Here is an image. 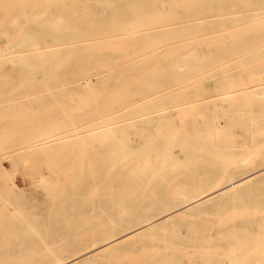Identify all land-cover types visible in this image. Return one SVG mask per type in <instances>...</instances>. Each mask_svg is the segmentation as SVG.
Returning a JSON list of instances; mask_svg holds the SVG:
<instances>
[{
	"label": "bare ground",
	"instance_id": "bare-ground-1",
	"mask_svg": "<svg viewBox=\"0 0 264 264\" xmlns=\"http://www.w3.org/2000/svg\"><path fill=\"white\" fill-rule=\"evenodd\" d=\"M98 1L100 0H95V3L93 4H97ZM166 1L179 3L183 2L184 0ZM123 2L125 1L123 0ZM89 3L90 0H0V64L3 63V65L1 64V66H4L5 63H13L18 64L19 66H25L24 69L19 71L17 70L16 74L20 72L19 74H17L20 77H18L19 80L21 79V77L22 79L23 77H25V83L28 81V87L26 88L25 92L26 95L20 94L19 90H17L18 93H10V91L6 90L5 88L7 87V82H3L5 80V74L0 75V101L4 102V104H6L5 102L10 103L9 105H7L8 103L3 106L2 104L0 105L2 106L0 107V151L4 152V158L0 159V264H15L10 260H24L28 258L39 259L35 263L28 261L19 264H49L48 262H43V260L46 259V256L48 255H51L52 260H55V262L51 264H84L90 261L94 263L93 259L99 258L100 261L101 256L111 254L112 252L121 249L128 252L136 251L141 254H147L150 251L153 253V255H158L159 257L160 255H164L166 257L183 256L179 254L188 247L190 249H194L195 242L192 244L189 243L188 245L178 244L172 246L171 248H168L167 246L159 248V246H156L155 244L151 247L145 245L131 247V245L136 240L142 239L150 233H157V235H162L161 233L164 234V232H166V230L172 224L182 218H187L191 215L194 216L198 211L210 209L217 210L215 209L217 206H221L220 208H222V206L227 205L238 206L245 204L238 199L241 193L247 188H253L257 186L262 180H264V143H260V150L254 156L255 160L251 162L256 167H254L253 169L248 167V170H250L251 173H249L250 171H246L248 174L244 175L242 171L246 161H242L239 158L233 160L232 158L236 156L243 157L245 156V154H240L239 152L232 151L227 152L226 150H224L225 147L222 145L223 142H215V140H213L212 138L208 142L207 135L210 134L209 129L207 127L201 128L199 125L195 126L197 124L196 122H194L189 127L188 131L190 133L184 130L187 134L182 135L177 143L185 144L186 146L190 147V149L192 148L194 150H196L195 148L199 146L201 147V157H203L204 155L207 156L208 153L212 152L213 156H215V158H218V160L215 158L212 161H210V159L205 161L199 160L197 158V152H195L191 158V168L187 167L185 169L177 167L173 169L176 161L170 158L169 154L166 153V151L169 150V148L176 147V142H171L170 139L161 136L155 138L156 141H152V137H150V135H148L146 132V127L149 126L150 128H152V122L154 118L153 116H151V114H153L154 111L150 112L146 109V107L143 108L136 106L137 108H135L134 106L129 105L132 103H130V101L136 100L139 97L141 99L147 98L153 92H156V96H154L155 94H153L154 97H149V99H151L150 102L152 101L154 102V104H156V101H158L159 103V101L169 98L170 93L172 94L177 91H181V95L183 97L185 95H183V92L186 91L189 87H187V85L185 87L181 85V87L174 89V86L171 87V90L167 89V92H162V94H159L164 84L166 86V84L172 81L171 79L177 78V73L175 72L176 68L175 70H169L165 73L152 74L148 71L153 70L152 68H154L155 66L153 65L150 66V70L146 69L147 71L141 73V71L144 70V67L149 65L148 63L152 61L158 62L167 60L166 56L164 57L165 54L167 55L165 49H163L165 51V54L162 53L161 50L160 52L162 55L158 52L159 56L155 55V57H153L151 54L152 51L150 50V54L152 57H149V55L147 58L145 56H142L141 59L137 58L138 64H141V62H146L148 64L147 65L145 63V66H143L142 68L139 67L138 69V66L135 67V65H137V62L134 59H129L128 62H130V60L134 61H131L132 63H123L125 65H121L122 62H125L129 57H131L130 52H132V55L134 54V48L132 49V51H129L127 49L123 51L120 50L124 49V45L120 46L119 50H115L116 52L111 49L112 52H106V54H102L101 56L99 55L101 54L102 48L100 50H98V48L95 49L96 52H94L93 50L94 53H91V51H89L90 47L88 45L92 43L90 42V40L92 39L88 38V36H91V34L92 36L96 34L99 35L100 33H102V30H106L107 33V28L109 30L110 27L106 28L107 25L103 26V24L100 23L106 20L105 18H102L103 16L100 17L92 15V13L89 14ZM126 4L124 6L125 8L123 12H120L117 8L111 11V13H115H112V15H115L118 23L119 20L120 22H125L126 20L129 24H131L141 17L147 16V18L151 17L157 19L158 17L162 16V14L159 13L160 6L158 0H129L128 2H126ZM107 5L109 4L107 3ZM107 5L106 8L109 7ZM110 6L112 5L110 4ZM188 6L189 7H187L185 11H183L184 14L182 13L183 17L179 18V20L187 22L183 27V30L191 32V35L192 31H199L208 27H210V29H216L217 31V29H225L232 26V28H234V30L236 31V35H241L240 38L234 39V46H256L264 42V22L261 21L262 18H264V0H196L194 4H190ZM139 8L143 9L144 12H142ZM145 11H148V13ZM231 12H233V14ZM112 15L111 17H113ZM179 20L174 19V21L177 23H179ZM192 20L196 21L193 22ZM127 22H125L126 24L124 23V26H126V28H128ZM175 22L173 24H175ZM110 24L111 26L113 25L112 28L113 31H116L115 34L120 33L119 29L122 27L120 26L121 23L119 25L120 27L116 25L115 20ZM150 24V22L144 24V32L137 35L136 41L146 42L154 40V43L156 41H159L160 43H165L164 40L169 41L172 34V29L170 28V26L166 24L168 26L166 29L167 37L163 39V36L159 32V30L151 32L146 31L156 27L151 26ZM114 25L116 26V28H118V31L117 29L114 30ZM98 29L101 30L96 32V34L95 32H90L88 34V30L96 31ZM113 33L114 32H112V34ZM206 33H209V31ZM104 34L105 33H103V36ZM225 34L228 35V33ZM199 35H201V33ZM211 35L209 36L210 38ZM92 36L91 38H93ZM106 36H108V34ZM221 36L222 35L220 34V36L216 37L220 44L222 43V40H224ZM109 38H112V36ZM219 38L222 40L219 41ZM101 39L93 40V42L97 40L100 41ZM107 39H105L106 42ZM101 41L102 42H99V44H104L103 39ZM187 43H184V45ZM142 45L143 43L140 45V48L142 49L141 52L149 50L148 48L145 50L144 45V48L142 47ZM170 46H172V44ZM260 46H262V44ZM165 47L166 46H164V48ZM225 47L227 46L225 45ZM175 48H177V51L181 50V48H178L177 45L173 49H170V52L175 51ZM107 49L108 48L106 47L105 50ZM137 49H135V51ZM216 49H218V47ZM97 51H100L98 56L96 54ZM261 51L264 50L262 49ZM170 52L169 54L171 55ZM191 52V54L196 53V51L194 50H191ZM189 54L190 52L188 51V55ZM258 55H264V52ZM182 58L187 59L189 58V56H182ZM174 60H176V58ZM196 60H198V58H196L195 61ZM211 61L216 60L211 58ZM239 61L237 60L236 62L239 63ZM233 62L231 64L235 63ZM252 62L254 61H250L248 63L253 64ZM68 63H71V65L74 66L71 70L67 68ZM115 64L118 66H116ZM160 64H162L163 66V62H160L159 65ZM231 64L230 66H232ZM246 64L247 63L245 62V66ZM71 65L69 67H71ZM259 65L261 67V64ZM255 67L254 69H251L253 70L252 72H254ZM155 68L157 67L155 66ZM138 71L140 73H138ZM90 72H92V74L94 73L97 76V79L95 78L96 84L101 83V87L102 84H110V89H103L104 91L102 90V92L99 94L100 91L96 89V87L94 88V86L96 85L92 82L93 80L91 81L89 79L91 74ZM262 72H264V69L258 72V75L261 76L262 74H264ZM206 75H203L204 79L205 77L208 78ZM251 76H253V73ZM71 78H79V82H81L77 84V86L72 85V87H69V85H71L72 83L68 85L66 82ZM182 78L179 75V79L181 80ZM223 78H225L224 75ZM182 80L185 79L183 78ZM182 80L179 82H182ZM1 83H4L5 86L4 84L1 85ZM68 83H70V81H68ZM186 83L189 84L190 82ZM232 83L234 84V82ZM17 84L19 83H16V85ZM65 84L68 85L69 88H65ZM132 84H137L138 87L134 88ZM172 85H174V83H172ZM2 86L4 87L2 88ZM18 86L21 85H17L16 89H18ZM131 86L133 88H131ZM228 87L225 88H231ZM238 87L242 88L241 85ZM34 88H40V91L37 90L39 93H31V89ZM57 88L60 89L58 90ZM80 88L86 90L88 89V92L89 90L94 88L90 93L95 92L96 95L97 93L99 94L96 104L90 106L80 105L78 107L67 106V101L70 100V97L75 94L73 92ZM159 88L161 89L160 91H158ZM167 88L170 87L167 86ZM13 89H15V87ZM95 89L96 91H98L96 92ZM163 89L166 90V88L164 87ZM190 89L193 90L195 89V87ZM226 89L220 87V90ZM47 90L51 91L48 92ZM203 90L204 88L202 89V91ZM45 91H47V93ZM207 91L208 90H206V92ZM228 91L224 93L220 91L219 93H217V95H220L221 93V96H216L218 99L214 101H230L231 97L226 96L230 93ZM216 92L218 91L216 90ZM238 92L239 91H237V93ZM35 93L36 95H34ZM215 93L213 92L214 95H216ZM81 94L83 95V90ZM254 94L260 95L263 98L264 86L258 87L253 91V94L250 95L253 96ZM30 95H32L33 97H30ZM240 95L242 96V94ZM25 96H28V99ZM246 97L247 96H245L243 99H245ZM258 97L255 96V98ZM22 98H24L25 100ZM81 98L82 96L79 97V100ZM120 98L121 100L125 101V103L123 101L122 103L121 100L120 103L118 102V100L117 102L121 105H117L116 107L114 103L117 99ZM255 98L251 99L254 100ZM262 98L256 100L261 101ZM172 99L174 101L176 100V98ZM90 100H93L92 95ZM244 101L245 100H243V102ZM140 102L135 103L141 104V106H143L142 104H144V102H149V100L144 101L143 103ZM169 102L166 101V103H168L166 104L167 107L169 105ZM191 102H193V100ZM126 103L129 104L127 105ZM123 104L125 105L123 106ZM132 104L134 105V103ZM186 105L188 104L186 103ZM148 106H150V104H148ZM151 106L154 105L151 104ZM166 106L164 108H167ZM192 106L191 108L193 110V113L195 112L194 110L198 108H204L198 105H195L193 107ZM227 106L228 105H226V108ZM127 107L129 109L135 108L143 110H141L140 113H132L124 110V108L127 109ZM188 107L186 106V109ZM10 109L16 110L15 112H17V110H20V112H23L26 119L17 120L16 118L18 115L13 112L9 113L8 110ZM77 109L80 111H82L83 109L90 111H87V113L85 112L84 114L81 112L80 114H77ZM115 109L119 110L122 113H118L119 111ZM188 109L191 111L190 108ZM169 110H173V108H170ZM174 110L175 112H177L176 109ZM164 111V113L169 112L166 110ZM259 111L260 112L257 113L258 118L255 123V130L263 134L261 137L264 140V99L261 101ZM157 112L155 111V117L160 114L159 112L157 114ZM184 112L181 113L183 114ZM181 113L178 115L181 116ZM92 117H97V119H92ZM162 117H164V115ZM220 118L218 117L217 120L216 118H213L212 120L209 119L210 122H213L215 126L214 134H218L223 130ZM86 119L88 120L87 126L84 124L85 127L82 126L80 130L78 129V131L71 134L64 133L62 135H58L60 133L66 132L67 130H69V128L77 129L76 127L80 126V124H82V122H84ZM167 119L164 118V121L167 122H164V124H159V127H164L172 123ZM158 120L156 121L158 122ZM11 126H15V128H9ZM155 126L157 127L158 123L155 124ZM97 128L103 129H101L100 131ZM153 129H155V127L152 128V130ZM212 130L213 128L211 127V131ZM98 138L102 140L108 138L111 143L100 145V142H98V144L95 146V150L98 151L97 155H93L92 157L82 155L84 158L83 160L81 159V161H83L86 166L84 168L77 169L76 175L81 173L82 177L80 180H83L78 185L71 184L70 186L69 183H67L64 186L58 187L54 184L55 180L53 181L54 170L51 172L50 177H46L41 171H38L33 177V179L37 180V182L44 183L45 186H48V190L45 192V200L42 204L45 209H39V205H34L35 203L31 202L27 195H25V193L18 190L13 182H8L9 178L7 177L8 175L5 171V166L3 163L5 158L12 159V163H14V161H16V157L19 158L20 156L24 155H34L37 153L46 152L48 153L46 156L52 159L49 162L48 167H54L56 165L60 169H64V171L66 172L69 171V169L70 171H74L76 170V168L75 166H72V163L74 162L75 158L79 159L81 154H77V152L65 153L63 151L60 153H55V150L58 149L59 145H65V143L70 144L69 142H85L88 140L96 141ZM222 156H229V160L221 158ZM63 160H66L67 164L65 162H62ZM251 163H249L250 167H253ZM114 166L115 168H113ZM58 167L56 168V170L58 169ZM96 170L100 171V173H98V176H95L97 174L95 173ZM197 174H200L203 177H196ZM179 179L183 181V183H176V181ZM49 181H53L52 184H49ZM102 181L105 183V185L102 183ZM99 185H103V188L107 189L106 198H95L90 195V190L96 188ZM113 188L115 189V195L114 193H110V189L113 190ZM121 192L123 194H121ZM32 198L30 199L32 200ZM254 203L264 205V200L261 199V201L259 200V202ZM13 209H18L19 213H13ZM87 213L92 214L94 221H102L103 223L94 226L91 233L87 231L88 225L85 224V221L87 222V219L85 218V216H87ZM249 214L250 213H248V215ZM262 223L264 224V217L260 216L249 215L242 218L241 220L239 218H235L226 227L220 229V236L217 237L218 243L226 242L227 244L231 245V250L237 251L238 247L236 242L239 240H237L236 238H238L241 234H244L247 237L250 235L254 236L255 228L262 225ZM80 225L82 226V229L84 228V230H86L82 233H78L76 238L74 237L67 242L63 240V237L58 240V238L61 236H68L70 229L76 228V226ZM251 226H254L252 228L254 232L251 231ZM16 230H19L20 232L17 233ZM191 235L192 237L196 236V240L198 239V237L203 236L202 234L198 236L197 232H192ZM49 237H53L55 238V240L49 239ZM89 237L91 239L98 240V243L86 247L85 245L88 243L87 240ZM211 237L212 235L208 230L206 232L204 231V239H209ZM234 238L237 241H235ZM242 239L240 241L241 243ZM245 239H243V241ZM239 243L238 246L241 244ZM61 245L62 247L64 245L65 248H72L74 250L80 249L82 247L86 248L83 249L84 252L82 250L83 253H81L80 255L72 259H67L62 258V254L66 250L64 248H61ZM35 255H38L37 258L31 257ZM94 261L95 263H98V260L97 262L96 260ZM157 261L155 260L154 263H157ZM154 263L152 262V264ZM140 264L145 263L142 262ZM213 264H219L218 258H214Z\"/></svg>",
	"mask_w": 264,
	"mask_h": 264
},
{
	"label": "rangeland",
	"instance_id": "rangeland-1",
	"mask_svg": "<svg viewBox=\"0 0 264 264\" xmlns=\"http://www.w3.org/2000/svg\"><path fill=\"white\" fill-rule=\"evenodd\" d=\"M124 1L125 2H123V0H100V1L97 2V4L94 5L93 3H95V0H90V3L88 5V9L90 10L89 14L92 13V15H95V16H100V17L103 16L102 18L106 19L105 20L106 22L105 21L100 22L101 24H103V26L107 25L106 28L107 27L112 28L113 25L111 26L110 23L111 22L113 23L114 20H115L116 25L119 26L120 23H121L120 26L125 27V28L121 27L119 29L120 33H117V34H115L116 31H113V28L112 29L109 28V30L107 28V33H106V30L105 31L102 30V33L99 34L101 37L96 34V32H98L101 29H98L96 31L88 30L89 31V32L87 31L88 34L90 32L91 33L95 32V34H96V35H94L95 37L92 36V34H91V36L93 38H91L90 35L88 36V38L92 39V40H90V42H92V43H90V45H88L90 47L89 51H91V53H94V52H96L95 49L99 48L98 50H100L102 48L101 49V54L99 55V56H101L102 54H106V52L111 51V49L114 50V52H116L117 50H119L120 46H124V45H125L124 49H120V50L123 51V50L127 49L129 51H132V49L134 48L133 49L134 50V52H133L134 54L132 55V52H130L131 57H129L128 60H126L125 62L121 63V65H125V64L130 63L131 61H133V60H130V62H128L129 59H134L137 62V60L141 59L142 56H145L146 58L149 55H150L149 57H152V56L155 57V55L159 56V54H161V52L162 53L165 52L163 50V49H165L167 55L164 53L165 54L164 57L166 56L168 61L167 60H162V61H158V62L152 61V62L148 63L149 65L145 62L148 66L144 67V70H142L141 73L147 71L148 69L150 70V66H153V65H155L157 68H155V66H154V68L151 67L153 70L148 71V72L149 73L151 72L152 74H161V73L168 72L169 70H175V68H176L175 72L177 73V78L178 79L177 78H173L171 80L173 81V80L177 79L178 81L177 80H176L177 82L176 81H173V82L171 81L168 84H166V86L164 84L162 86V88L160 86V88L163 91L159 88L158 91L161 90V92H159V94L160 93L162 94V92L163 93L167 92L168 91L167 89L171 90L172 89L171 87H174V86H175L174 89L178 88V87H181V85L184 86V87L187 85V87H189V88H187L186 91L183 92V95L185 94L183 97L181 95L182 94L181 91H179L180 93L178 91L175 92V93H172V94L170 93L169 94V98H166V99H169V100H166V99L165 100H161V101H159L160 104L156 100H155L156 104H154V102H152V101L150 102L151 99H149V97L153 98L154 96H156V94H155L156 92L151 93L150 96L148 95L149 97H147V98L141 99L139 97L136 100L130 101V103L132 102V103H134V105L131 103L129 106L132 105L135 108H137V107H143V108L146 107V109L148 111H150V112L154 111L153 114H151V116H153V118H154V120L152 122L153 123L152 128L155 127V129L152 130V128H150L149 126L146 127V132H147L148 135H150V137H152V141H156L155 138H157L158 136H161V137H166V138L170 139L171 142H176V144H175L176 147L169 148V150L166 151V153L169 154V157L176 161V164L173 167V169L177 168V167L185 168V169L187 167L191 168L192 167L191 158H192V155L195 152H197V158L199 160H204L205 161V160L210 159V161H212L215 158V156H213L212 152L208 153L207 156L204 155L203 157H201L202 156V154L200 152L201 151V147L198 146V147L195 148L196 150H194L192 148L190 149V147L186 146L185 144L177 143L182 135L187 134L186 132L190 133L188 131L189 127L194 122H196L197 124L195 126L199 125L201 128H204V127L206 128L207 127L209 129L210 134L207 135L208 142L212 138L213 140H215V142L216 141L223 142L222 145L225 147L224 150H226L227 152L228 151H232V152H239L240 154H245V156H243V157L242 156H236V157H233L232 159L234 160V159H238L239 158L242 161H246V163H245L246 166L244 165L242 173L244 175L248 174L247 172L250 171V170H248L249 168L253 169L254 167H256L251 162L255 160L254 156L260 150V148H259L260 143L261 144L264 143V140L261 137L263 134L261 132H258L257 130H255V123H256V120L258 118L257 117V113L260 112L259 111V106L261 104V101L264 99V97L262 98V96L255 95V94L253 96L250 95V94H253V91L255 89H257L258 87L264 86V74H262L264 72L261 73L262 74L261 76L258 75V72H260L261 70L264 69V55H258V54H261V53L264 52V51H261L262 49L264 50V42H262V43H260L259 45H256V46H248V47H241L240 46V47H236V46H234V44H235L234 39L235 38H240L241 35L240 34H239V36L236 35V31L234 30V28H232V26H230L229 28H225V29H217V31H216V29H210V27H208L209 29L205 28V29H202V30H199V31H192V35H191V32H187V31L183 30V27L186 25L187 22L180 21L179 18L183 17L182 13L184 14L183 11H185V9L187 7H189L188 5L194 4V2L196 0H184L183 2H179V3H177V2L176 3L175 2H173V3L172 2H167L166 0L165 1L164 0H158L159 6H160L159 13L162 14L161 17H158L157 19L156 18H151V17L147 18V16L146 17H141V18L137 19L134 22L131 21L132 22L131 24H129L125 20V22L128 23L127 24L128 28H126V26H124L126 23L124 21H122V20H121L122 22H120V20H119V23H118L117 20H116L115 15H112L113 12L111 13V11H113V9L115 10L116 8L120 12H123V10L125 8L124 7L125 4L129 0H124ZM104 2H106V3H104ZM107 3L109 5H107ZM167 3H168V5H167ZM110 4L112 6H110ZM106 5L109 6V7L106 8ZM140 10L142 12H144L143 9H140ZM173 11H174V13H173ZM230 11H232V10H230ZM230 11H228V12H230ZM145 12L148 13V11H145ZM231 13L233 14V12H231ZM113 14H115V13H113ZM234 14H235V12H234ZM111 15L113 17H111ZM164 15H165V17H164ZM107 17H109L110 19L107 18ZM174 19H178L179 23L175 22ZM263 19L264 18H262V20L261 19L260 20L264 22ZM192 21L195 22L196 20H192ZM148 22L151 23L150 24L151 26H156V27L153 28V29L146 30V31L151 32V31L159 30V32L163 36V39H165V37H167L166 36L167 35V30L166 29H167L168 26H170V28L172 29V34H171V37H170L169 41L164 40L165 43H163V42L160 43L159 41H156L155 42L156 44L154 43V40H150L151 42L150 41H146V40H145L146 42L136 41L137 40V35L139 33H143L144 32L143 31L144 27H145L144 24L148 23ZM158 22H161V23H158ZM174 22H175V24H173ZM109 24H110V26H109ZM161 24H164V25H161ZM116 29L118 31V28H116V26H115L114 30H116ZM177 29H179V30H177ZM205 30H207V31H205ZM122 31H123V33H122ZM208 31H209V33H206ZM108 32H110V33H108ZM112 32H114V33L112 34ZM103 33H105L104 36H103ZM200 33H201V35H199ZM225 33H228V35L225 34ZM107 34H108V36H106ZM181 34H182V36H181ZM209 34L211 35V38L209 37L210 36ZM220 34L222 35L221 37H223L222 39H224V40H222V39H220L221 37L219 38V41L222 40L221 44L216 39V37L220 36ZM111 36H112V38H109ZM197 36L200 37V38H198ZM101 38L103 39V43H104V44L101 43L102 45L99 44V42H102ZM104 38L105 39L108 38L110 41L107 39V42H106ZM175 38H177V39H175ZM206 38H208V39H206ZM96 39H101V40L100 41L97 40V41L93 42V40H96ZM207 40H209V41H207ZM113 41H114V43H113ZM182 41H183V43H182ZM110 42L113 43V44H111ZM152 42H153V44H152ZM215 42H216V44H215ZM94 43H96V44H94ZM142 43H143L145 48L143 47V45H142V47L145 50L147 48L149 50L141 52L142 49L140 48L141 47L140 45ZM146 43H149V44H152V45H149V44H146ZM184 43H187V44L184 45ZM209 43H210V45H209ZM212 43L215 44V45H213ZM128 44H129V46H128ZM171 44H172V46H170ZM261 44H262V46H260ZM131 45H132V47H131ZM136 45H138V46H136ZM167 45H168V47H167ZM174 45L175 46L178 45V48H181V50L177 51V48H175V51H171L170 52V49H173L175 47ZM225 45L227 47H225ZM164 46H166V47L164 48ZM216 46L218 47V49H216L217 48ZM106 47L109 49V50L107 49L108 51L105 50ZM155 47H156V49H155ZM210 47H212L213 49L210 48ZM135 49H137V50L135 51ZM93 50H94V52H93ZM160 50H161V52H160ZM168 50L171 53V55L169 54ZM191 50L196 51V53L191 54L192 53ZM223 50H224V52H223ZM188 51L190 52L189 55H188ZM150 52H151L152 56H151ZM158 52H159V54H158ZM228 52H229V54H228ZM99 53H100V51H97V53H96L97 56H98ZM217 53H218V57H217ZM133 56H135V57H133ZM182 56H189V58L184 59V58H182ZM242 57H243V59H242ZM173 58L174 59L176 58V60H174ZM196 58H198V60L195 61ZM200 58H202V59H200ZM211 58H213L216 61H211ZM240 58H241V60H240ZM179 59H181V60H179ZM258 59H260V60H258ZM221 60H222V63H221ZM235 60L236 61L240 60V61L238 63ZM247 61L248 62L254 61V62H252L253 64H251V63H248ZM259 61H261V62H259ZM160 62L161 63L163 62V66H162V64H160L161 66L159 65ZM232 62L234 64H231ZM245 62L247 63L246 66H245ZM123 63H125V64H123ZM145 63L141 62V64H138V62H137V65H135V67L138 66L137 69L139 67L142 68L143 66H145ZM156 63H158V64H156ZM1 64L3 65V63H1ZM1 64H0V69H1L0 70V72H1L0 75L5 74V76H4L5 80L3 82H5V83L7 82V84H6L7 87H5L6 90H9L10 93H14V92L18 93L17 90H19L20 94L26 95L25 92H26V88L28 87L27 86L28 85V83H27L28 81L26 80L27 82L25 83V81H24L25 77H23V79L21 77V79L19 80L20 77L17 74H19L20 72H18L16 74L17 70L18 71L22 70V69L25 68V66H19L18 64H13V63H8V64L5 63L4 66H1ZM213 64H214L215 67L213 66ZM230 64L232 66H230ZM239 64L241 65V67H240ZM259 64H261V67H260ZM70 65H71V63H68L67 68L69 70H71L72 67H74L72 65H71V67H69ZM116 66H118V65H116ZM204 66H206V67H204ZM253 66L254 67L257 66V67H255V70H256L257 73L254 70L255 74H254V72H252L253 70H251V69H254ZM202 67H203V69H202ZM114 68H115V66H114ZM197 68H200V69H197ZM90 73L91 74H90V78L89 79L91 81L93 80L92 82L96 85V86H94V88L96 87V89H98L100 91L99 94L102 92L103 89L104 90L108 89V88L110 89V86H111L110 84L107 85V83H105V85L107 87L104 84H102V87H101L100 86L101 83L96 84L97 76L94 73L92 74V72H90ZM138 73H140V72L138 71ZM186 73L189 74V75H187ZM200 73H202V74H200ZM206 73H207V75H206ZM252 73H253V76H251ZM204 74L208 78H206L204 76L205 77V79H204L203 78ZM249 74H250V76H249ZM179 75H180L181 78L183 76V78L185 80H182L183 79L182 78L181 79L182 82H179V81H181L179 79ZM223 75H224V77L226 79L223 78ZM256 75H258V76H256ZM13 78H14V83H13ZM255 78H256V80H255ZM79 80H80L79 78H71V79L67 80L66 83L68 85L72 83L71 85H69V87H72V85L73 86L74 85L77 86V84H79L81 82V81L79 82ZM20 81H21V83H20ZM23 81H24V83H23ZM68 81H70V83H68ZM185 81L186 82H190V83L188 84ZM191 81H192V83H191ZM232 82H234V84ZM16 83H19L17 85H21L22 87L18 86V89H16L17 88ZM73 83H75V84H73ZM172 83H174V85H172ZM176 83H178V84H176ZM229 83H232V84H229ZM235 83L237 84V86H236ZM3 84L1 83V85H3ZM24 84H26V85H24ZM12 85L15 87L16 90L13 89L14 87ZM68 85L65 84L64 87L66 86L65 88H69ZM132 85L134 86V88L138 87L137 84H132ZM222 85H224V86L226 85L225 86L226 88L228 86H230L231 88L230 87H228V88H230L231 90L230 89H226ZM240 85L242 86V88L238 87ZM4 86H5V84H4ZM4 86H2V88ZM8 86H11V87H8ZM167 86H169L170 88H167ZM196 86H199V87H196ZM253 86H255L256 88L253 87ZM163 87L166 88V90L163 89ZM194 87H195L196 91L198 90L197 92L195 91V89H193V90L190 89V88H194ZM220 87L223 88V89H226L227 91L229 90L228 92H230V93L227 94L226 96L227 97L228 96L231 97L230 101H228V102L227 101H221V102L220 101H214V100L218 99L216 96H218L219 94L217 95V93H219L220 91L223 92V93L227 92L226 90H220ZM244 87L245 88L247 87L246 88L247 90ZM94 88H92V89H94ZM131 88H133V87L131 86ZM203 88H204L205 92H204V90L202 91ZM57 89L59 90L60 88H57ZM96 89H95V91H96ZM189 89H190V91H189ZM32 90H34V91H32ZM37 90L40 91V88L39 89H36V88L31 89L30 92L31 93L32 92H38ZM51 90H47V91L50 92ZM82 90H83V95L81 94ZM87 90L83 89V88H80V89H77L76 91H74L73 93H75V94L72 95V97H70L71 99L67 101L66 105L67 106H72V107L73 106L74 107H78L80 105H88V106H90V105L96 104L97 98L99 97V94L97 93V95H96L95 92L92 91L93 93H90L91 90H89V92ZM206 90H208V91L206 92ZM216 90L218 92H216ZM248 90H250L251 92L248 91ZM47 91H45V92L47 93ZM237 91H239V92L237 93ZM118 92H120V91H118ZM121 92H122V90H121ZM188 92H189V94H188ZM192 92H194V93H192ZM213 92L214 93L216 92L215 93L216 95H214ZM248 92H249V94H248ZM85 93H86V97L87 98L85 97ZM119 94H122V93H119ZM153 94H155V95L153 96ZM159 94H157V95H159ZM179 94L181 95L183 100L181 99ZM240 94H242V96ZM32 95H30V97ZM34 95H36V93ZM37 95H40V94H37ZM80 95L82 96V98H81L82 100L81 99L79 100V97H81ZM91 95L93 96V100H90ZM186 95H188V96H186ZM213 95H214V97H213ZM83 96H84V100H83ZM89 96H90V98H89ZM208 96H210V97H208ZM219 96H221V93H220ZM222 96H224V95H222ZM243 96L244 97L247 96L246 97L247 100H246V98L243 99L244 98ZM248 96H249V98H248ZM255 96H257V97L259 96V97L255 98ZM25 97H27V99H28V96H25ZM241 97H243V98H241ZM24 98H22V99H24ZM172 98H174V99L176 98V100L174 101ZM184 98H186L188 100H186ZM195 98L196 99L198 98V99L196 100ZM239 98L241 100L242 99L245 100L246 102L245 101L243 102V100L241 102V100ZM251 98H255V99L252 100ZM259 98H262V100L258 101ZM144 99H147V100H144ZM189 99H191V100H189ZM256 99H258V100H256ZM65 100H66V98H65ZM120 100H121V98L117 99L115 101L114 105H116V107H117V105L118 106L121 105V104L118 103V102H120ZM141 100H144V101H148L149 100L150 103L146 102L147 103L146 104L144 101H141ZM192 100H193L194 104H193V102H191ZM122 101L123 100H121V102ZM166 101L167 102L171 101V102H169L168 107L166 106V104H168V103H166ZM185 101H186V103L188 105H186ZM123 102L125 103V101H123ZM135 102H140V103L144 102L145 106H144V104H142L143 106H141V104H138V103H135ZM178 102H180V103H178ZM5 103L7 104L8 102H5ZM161 103H163V104H161ZM183 103H185V104H183ZM190 103H192L193 106H195V105L197 106L198 105V106H200V107L202 106L204 108H198V109L194 110L195 111L194 112L195 114H194L193 110L191 108L192 104H190ZM1 104H2V106L6 105V104H4V102L0 101V105ZM9 104L10 103H8L7 105H9ZM126 104L128 105L129 103H126ZM148 104H150V106H148ZM151 104L154 105V106H151ZM223 104H225V105H223ZM124 105L125 104H123V106ZM222 105H223V107H222ZM226 105H228L227 108H226ZM2 106H0V107H2ZM165 106L167 108H169V109L170 108L171 109L173 108V110L176 109L177 112H175V110L173 111V110H169L167 108H164ZM186 106L187 107L190 106L188 108H190L191 111L188 108L186 109ZM208 106H209V108H208ZM135 108H132V109L130 108L129 109L127 107V109L124 108V110L125 111L127 110L128 112H132V113H140L141 110H143V109H135ZM181 108H183L184 110L181 109ZM11 110L12 109L8 110V112L9 113L13 112V113L17 114L18 115L17 118H16L17 120L26 119V117L24 116L23 112H20V110H17V112H15L16 110H12V111ZM83 110L80 111V110L77 109L76 113L80 114V112H81V113L84 114L85 112L87 113V111H90V110H85V109H83ZM115 110H117V109H115ZM124 110H123V112H124ZM164 110L169 111V112L164 113L165 112ZM117 111H119V110H117ZM155 111L156 112L158 111L160 113L159 115H157L158 119L160 118L159 119L160 121L157 119V117H155V115H156ZM158 112H157V114H158ZM181 112H184V113L182 114ZM118 113H122V112L119 111ZM180 113H181V116L178 115ZM215 113H217V114H215ZM249 113H250V118H249ZM163 115H164V117H162ZM214 115H215V117H214ZM176 116H178V117H176ZM218 117L219 118L221 117L220 118V122H221V124L223 126V130L221 132H219L218 134H214L215 126H214L213 122H210V120H212L213 118H216V120H217ZM164 118L165 119L169 118L167 120H170L172 123L170 125H166L164 127H159V124H161V123L164 124V122H167V121H164ZM92 119L96 120L97 117H92ZM156 120H158V122ZM85 121L82 122V124H80L81 127L78 126L79 128L76 127L77 129L69 128V130H67L66 132L60 133L58 135H62L64 133H66V134L70 133L71 134L73 132L78 131V129L80 130L82 128V126H84V127H85V125L87 126L88 120L86 119ZM157 123H158V126L156 127L155 124H157ZM223 123H224V125H223ZM208 124L213 128L212 131H211V127ZM249 125H250V129L253 128L252 130L249 129ZM28 127H30V126H28ZM9 128H15V126H13V127L11 126ZM139 128H140V126H139ZM184 128H186V129H184ZM97 129L101 131V129H103V128H101V129L97 128ZM98 142H100L99 143L100 145H106V144L111 143V141L108 140V138H106L104 140L98 138L96 141H89V140L85 141V142L84 141L83 142H79V141L77 142L76 141V142H69L70 144L65 143L66 146L65 145H59L58 146V149L55 150V153H60V152L63 151L65 153H68V152L76 153L77 152V154H81L79 159L75 158L74 162L72 163V166H75V168H76V170H74V171H70V169H69V171L66 172V171H64V169H60L56 165L54 167H48L49 166V162L52 159L50 157L46 156L48 154L46 152L45 153H37V154H34V155H24V153H25V150H24V153H23L24 156H20L21 159H20V157L19 158L16 157V159H15L16 161H14V163H12V159L5 158L3 163H4V166H5V171L7 172V175H8L7 177L9 178L8 182L9 181L13 182L18 190H20L23 193H25V195H27L29 200L31 202L35 203L34 205H39V207H38L39 209H41V208L45 209V207L42 206V204H43V202L45 200V196H46L45 192L48 190V186H45L44 183L37 182V180L33 179V177L36 175V173L38 171H41L46 177H50L51 172L54 170V179H53V181L55 180L54 184L57 185L58 187L59 186H64L67 183H69L70 186H71V184L72 185H78L83 180H80L81 177H82L81 173L76 175L77 169L84 168L86 166V164L83 161H81V159L83 160V158H84L83 156L92 157L93 155H97L98 151L95 150V146L98 144ZM63 146H65V147H63ZM70 149H71V151H70ZM47 152H49V151H47ZM3 153H4L3 151H0V159L4 158V154ZM221 158L229 160V156H222ZM215 159L218 160V158H215ZM62 162H65L67 164L66 160H63ZM249 163H251V165L253 167H250ZM57 167H58V169L56 170ZM49 168H51V169H49ZM113 168H115V166ZM95 173H97L95 176H98V173H100V171L96 170ZM249 173H251V171ZM101 174H102V172H101ZM196 177H203V176L200 175V174H197ZM53 181H49L48 183L52 184ZM102 183L105 185V183L103 181H102ZM176 183L181 184V183H183V181H181L179 179V180L176 181ZM90 191H91L90 195L95 197V198H106V196H107V189H104L103 185H99V186H97L96 188H94V189H92ZM29 193H30V195H29ZM110 193L111 194L114 193V195H115V189L114 188H113V190L110 189ZM31 194H32L33 198L31 197ZM121 194H123V193L121 192ZM30 198H32V200ZM238 199L240 201L244 202L245 204L238 205V206L227 205V206H222V208H220L221 206H217L216 208L214 207L217 210H214V209L211 210L210 209V210L198 211V212L195 213L194 216L191 215V216H189L187 218H182V219L178 220L177 222H175L174 224H172L166 230V232H164V234L161 233L162 235H157V233H150V234L146 235L145 237H143L142 239L136 240L131 245V247L132 246L137 247V246H141V245L142 246L145 245V246L151 247V246H153L155 244L156 246H159V248H161L163 246H167L168 248H171L174 245H178V244L188 245L189 243L192 244V243L195 242L194 243V246H195L194 249H190L188 247L187 249H185L183 252H181L179 254V255H183V256H179L178 255L179 257H166L164 255H160V257H159L158 255H153V253L150 252V251L147 254H141V253H138L136 251L128 252V251H124V250L121 249V250H117L115 252H112L111 254H108V255H105V256H101L100 257V261H99V258L93 259V262L95 263L94 260H96V262L98 260V263H95V264H107V263L108 264H140L142 262H144L145 264H152V262L154 263V261L155 260L157 261V258H158L157 263H154V264H161V263L162 264H213L214 258L215 259L218 258L219 264H264V224L263 223L259 227L255 228L254 236L250 235V236L247 237L244 234H241V235H239L238 238H236L239 241H237L234 238L235 241H237L236 242L237 243V247H238L237 251L231 250L232 249L231 245L227 244L226 242L218 243L217 237L220 236V233H219L220 229H222L223 227H226L233 219L239 218L241 220L242 218H244L246 216H249V215L264 217V205L263 204H259V203H254V202H259V200L261 201V199L264 200V180H262L257 186H255L253 188H247L245 191H243L241 193V195L239 196ZM29 208H30V206H29ZM247 211H248V213H250L249 215H248ZM12 212L13 213H19L18 209H13ZM85 218L87 219V222L85 221V224L88 225L87 231L90 232V233L93 231L92 229H93L94 226H96L97 224H100V223L103 224L102 221H96V220L94 221L91 213H87V216H85ZM71 225H72V223H71ZM253 227L254 226H251V231L254 232V230L252 229ZM85 230H84V228L82 229L81 225L80 226H76V228L70 229V231L68 233V236H61V237L58 238V240L63 237V240H65L67 242V241L73 239L74 237L76 238L78 233H82ZM207 230L211 233L212 237L209 238V239H204V231L206 232ZM16 232L18 233L20 231L16 230ZM192 232H197L198 236L200 234H202L203 236L202 237H198V239H197L198 241H197L195 239V238H197L196 236L192 237V235H191ZM43 237H41V238H43ZM240 238L241 239L242 238L243 239L246 238V239L244 241L242 239V243H241L240 242L241 241ZM49 239H54L55 240V238H53V237H49ZM87 241H88V243L85 245L86 247L98 243V240L91 239L90 237L88 238ZM245 242H248V243H245ZM238 243L240 244L239 246H238ZM60 247L64 248L66 250L62 254V258H67V259H72V258L80 255L81 253L84 252L83 249L86 248V247H82L80 249L74 250L72 248H65L64 245H63V247H62V245ZM82 250H83V252H82ZM237 254H238V256H237ZM37 256L38 255L31 256V257L37 258ZM38 259L28 258V259H24V260H10V261L12 263H15V264L16 263L19 264V263H22V262H28V261L35 263V262H37ZM141 260H142V262H141ZM43 262H48L49 264H51V263L55 262V260H52L51 255H48V256H46V259L43 260ZM94 263H92V261H90V262L84 263V264H94Z\"/></svg>",
	"mask_w": 264,
	"mask_h": 264
}]
</instances>
